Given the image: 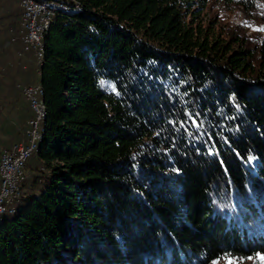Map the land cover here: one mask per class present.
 Returning <instances> with one entry per match:
<instances>
[{
	"label": "trees",
	"instance_id": "1",
	"mask_svg": "<svg viewBox=\"0 0 264 264\" xmlns=\"http://www.w3.org/2000/svg\"><path fill=\"white\" fill-rule=\"evenodd\" d=\"M66 3L36 59L45 131L0 218V264L264 256V36L197 22L210 3L261 19L264 0Z\"/></svg>",
	"mask_w": 264,
	"mask_h": 264
},
{
	"label": "crops",
	"instance_id": "2",
	"mask_svg": "<svg viewBox=\"0 0 264 264\" xmlns=\"http://www.w3.org/2000/svg\"><path fill=\"white\" fill-rule=\"evenodd\" d=\"M20 49V44L12 45L7 38L0 40V112L3 113V115L0 113V153L22 140V136H18L21 126L31 116L26 100L20 93L19 97L17 95L18 85L23 82L39 83L35 57L26 55L19 61L16 54ZM21 64H24L28 71L32 69L35 71L30 74H27V71L22 72Z\"/></svg>",
	"mask_w": 264,
	"mask_h": 264
},
{
	"label": "built area",
	"instance_id": "3",
	"mask_svg": "<svg viewBox=\"0 0 264 264\" xmlns=\"http://www.w3.org/2000/svg\"><path fill=\"white\" fill-rule=\"evenodd\" d=\"M62 4L67 3L62 0ZM19 8L22 11V16L18 39L22 43L25 51L33 55V49L37 48V43L40 38V30L43 26H46V22H40L37 19V11H42V8L34 5V3L25 4V0H21ZM20 90L33 113V117L27 123L26 142L16 144L9 149H4L0 155V185L7 186V203L16 202L20 199V196L14 195V189H9V178H16V185H21V180H17V172L25 173L27 162L32 154V149H34L31 144V136H35V124L36 122H40L39 112H35L31 106V98H40L35 84L20 86ZM40 100L42 99L40 98ZM21 144L29 145L28 155H21ZM4 208L2 207V210Z\"/></svg>",
	"mask_w": 264,
	"mask_h": 264
},
{
	"label": "rangeland",
	"instance_id": "4",
	"mask_svg": "<svg viewBox=\"0 0 264 264\" xmlns=\"http://www.w3.org/2000/svg\"><path fill=\"white\" fill-rule=\"evenodd\" d=\"M34 1H37V0H34ZM55 1L56 3L52 0L45 1V2H41V1H37V2L42 3V4L53 2L55 5L58 6V9H57L58 11L59 7H61L62 5L61 0H55ZM17 2L18 0H0V40L6 39V38L8 39V29L10 28L11 24L14 22L10 20L9 15L12 13L14 8L15 9L18 8ZM200 11H201L200 16L197 22L202 23L205 26H209L211 23L214 22V26H216L217 28L225 27L228 29V28L235 27V28H239V30L242 29V31L248 33V35L250 34L252 36H255L260 33L264 36V8H259L256 10V12L255 10L252 11V13L255 12V15L261 18V19H257L255 17L252 20L246 16V14L244 13V10L241 7H238L234 5L233 3L230 5H227V4L216 5L215 3H210L209 6H207V8L205 7L203 10H200ZM24 83L25 82H23V84ZM35 86L41 87L40 85H36V84ZM0 113L3 115L2 112ZM15 203L13 205L14 212H15ZM230 262L231 264H264V256L255 255L249 258H238V257L226 256L222 259L212 262L211 264H230Z\"/></svg>",
	"mask_w": 264,
	"mask_h": 264
},
{
	"label": "bare ground",
	"instance_id": "5",
	"mask_svg": "<svg viewBox=\"0 0 264 264\" xmlns=\"http://www.w3.org/2000/svg\"><path fill=\"white\" fill-rule=\"evenodd\" d=\"M64 1H70V0H64ZM32 3L42 8V11H37V19L40 22H46V26H43L40 30V38L37 43V48L33 49V54L37 59L38 64H42L44 57L43 55L44 38L50 31L53 18L55 17V14L57 12V8L55 7V4L53 2L42 4L34 0H25V4H32ZM35 88H37V90L39 91V96L42 100H40V98H31V106L35 112H39V121H40V122H36L35 124V136H31V144L34 147V149H32V154L33 152L39 149L45 131L44 128L45 105L43 103L44 93L41 87L35 86ZM28 154H29V145L28 144L21 145V155H28ZM23 173L24 172H17V180H21ZM9 189H14V195L21 196L20 185H16V178H9ZM14 203L15 202L7 203V186L0 185V218L6 215L7 213L10 215L14 213V208H13ZM2 207H5L4 210H2Z\"/></svg>",
	"mask_w": 264,
	"mask_h": 264
},
{
	"label": "snow or ice",
	"instance_id": "6",
	"mask_svg": "<svg viewBox=\"0 0 264 264\" xmlns=\"http://www.w3.org/2000/svg\"><path fill=\"white\" fill-rule=\"evenodd\" d=\"M230 264H231V262H230Z\"/></svg>",
	"mask_w": 264,
	"mask_h": 264
}]
</instances>
